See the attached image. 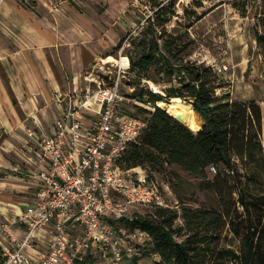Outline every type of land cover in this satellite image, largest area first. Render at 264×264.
Here are the masks:
<instances>
[{"label": "trees", "instance_id": "16d2710c", "mask_svg": "<svg viewBox=\"0 0 264 264\" xmlns=\"http://www.w3.org/2000/svg\"><path fill=\"white\" fill-rule=\"evenodd\" d=\"M149 1L159 5L158 0ZM171 16L163 17L159 8L137 36L128 37L123 48L129 84L139 87L145 80L162 87L161 93L133 90L137 102L152 106L145 112L147 116L140 118L123 107L124 114L143 120L145 127L120 164L141 169L155 185L157 181L144 164L161 161L198 178H204L213 167L210 185L223 199V206L219 210L187 208L178 215L163 198L164 207L131 209L130 220L122 218L116 223L145 232L148 240L126 264H138L147 257V245L163 264H264V195L252 196L248 191L250 182L260 184L257 173H264V106L231 101L228 93L218 94L222 86L213 69L184 57L192 40L184 43L182 34L164 29ZM122 45L120 40L118 47ZM179 99L201 118L203 125L197 133L156 105ZM216 167L220 169L216 171ZM180 219L183 227L175 228ZM222 231L238 238L237 250L221 245ZM182 233L184 239L177 241L175 237Z\"/></svg>", "mask_w": 264, "mask_h": 264}, {"label": "built area", "instance_id": "2783aa9c", "mask_svg": "<svg viewBox=\"0 0 264 264\" xmlns=\"http://www.w3.org/2000/svg\"><path fill=\"white\" fill-rule=\"evenodd\" d=\"M122 58L113 78L89 72L84 90L59 99L64 105L52 135L24 129L22 151L36 168L38 187L23 212L0 219V264H126L148 240L145 232L116 223L130 220L133 208L164 207L141 169L120 164L145 127L123 113L120 84L129 63ZM19 170L16 164L10 171Z\"/></svg>", "mask_w": 264, "mask_h": 264}, {"label": "crops", "instance_id": "0c3cea01", "mask_svg": "<svg viewBox=\"0 0 264 264\" xmlns=\"http://www.w3.org/2000/svg\"><path fill=\"white\" fill-rule=\"evenodd\" d=\"M137 2L0 0V219L23 212L38 187L24 129L53 134L59 99L88 86L85 76L132 24L121 19ZM16 164L19 173L10 171Z\"/></svg>", "mask_w": 264, "mask_h": 264}, {"label": "rangeland", "instance_id": "374dc122", "mask_svg": "<svg viewBox=\"0 0 264 264\" xmlns=\"http://www.w3.org/2000/svg\"><path fill=\"white\" fill-rule=\"evenodd\" d=\"M158 4H151L149 0H138L129 6L121 19L127 20L126 24L132 23L119 37V41L123 40V45L118 47V41L102 52L89 72H107L113 78L116 71L113 61H118L121 56L125 57L123 48L127 46L128 37L137 36L147 22L153 20L154 12L160 8L163 17H170L174 13L164 29L171 34H182L184 43L192 40L184 54L185 59L201 62L217 74L222 86L217 91L218 94L228 93L231 101H253L260 107L264 106V0H158ZM199 15H202L201 18L194 21ZM107 57L113 60L102 61ZM150 85L161 91L160 84L144 80L136 87L129 84L128 75L121 79L120 91L125 98L123 106L128 112L143 118L147 116V110H152L150 104L137 102L132 95L136 88L153 92ZM179 100H170L169 103L190 105ZM143 167L157 181L162 199L178 215L187 208H222L223 205L220 204L223 199L210 185L215 172L207 171L204 178L193 177L161 161L152 165L144 164ZM215 169L217 171L220 168ZM257 176L260 177V184L255 181L249 183L248 191L252 196L264 195V173H257ZM237 209L241 212L239 207ZM166 214L168 216L169 212ZM179 227H183L181 219L175 221V228ZM45 235L46 228L36 233L37 239ZM220 235L221 245H230L237 250L239 242L234 234L222 231ZM175 239L182 241L184 233ZM146 251L148 256H143L138 264H163L151 245H147Z\"/></svg>", "mask_w": 264, "mask_h": 264}, {"label": "bare ground", "instance_id": "6f19581e", "mask_svg": "<svg viewBox=\"0 0 264 264\" xmlns=\"http://www.w3.org/2000/svg\"><path fill=\"white\" fill-rule=\"evenodd\" d=\"M110 60L113 59H110L108 57L103 61L109 62ZM115 62L116 61H113V63ZM121 62L126 65L128 63V59L126 57H123ZM150 88L153 90V92L160 93V91H158L155 86L150 85ZM156 105L162 108L167 107L166 112L172 115L173 117H175L180 123H182L192 132H196L199 129V126L201 124V119L192 110L191 106L187 104H174V103L165 104L163 102H157Z\"/></svg>", "mask_w": 264, "mask_h": 264}, {"label": "water", "instance_id": "95a60500", "mask_svg": "<svg viewBox=\"0 0 264 264\" xmlns=\"http://www.w3.org/2000/svg\"><path fill=\"white\" fill-rule=\"evenodd\" d=\"M189 106H191V105H189ZM159 107V106H158ZM161 109H163L164 111H166L167 110V107H160ZM167 113V112H166ZM170 115V114H169ZM173 117V116H172ZM175 120H177L175 117H173ZM178 121V120H177ZM179 122V121H178ZM203 125V122L200 124V126H199V129L196 131V132H194V133H197L198 131H200V129H201V126Z\"/></svg>", "mask_w": 264, "mask_h": 264}]
</instances>
